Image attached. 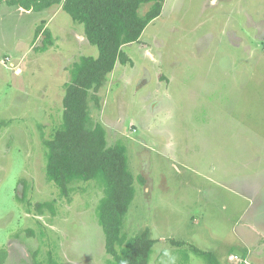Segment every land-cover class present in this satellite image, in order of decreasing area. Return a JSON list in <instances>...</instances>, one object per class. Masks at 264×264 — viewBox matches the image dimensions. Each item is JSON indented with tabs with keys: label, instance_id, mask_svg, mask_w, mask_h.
Returning a JSON list of instances; mask_svg holds the SVG:
<instances>
[{
	"label": "rangeland",
	"instance_id": "obj_1",
	"mask_svg": "<svg viewBox=\"0 0 264 264\" xmlns=\"http://www.w3.org/2000/svg\"><path fill=\"white\" fill-rule=\"evenodd\" d=\"M46 32L51 45L40 50ZM122 48L131 62L117 63L86 101V127L99 123L108 146L126 147L135 178L121 233L149 229V264H208L195 248L224 264H264V0H168ZM82 55L98 50L62 3H0L3 264H34V252L41 264L49 253L67 264L112 260L98 220L103 189L73 181L68 200L44 175V139L62 122L69 69ZM45 201L55 214L35 210Z\"/></svg>",
	"mask_w": 264,
	"mask_h": 264
},
{
	"label": "trees",
	"instance_id": "obj_2",
	"mask_svg": "<svg viewBox=\"0 0 264 264\" xmlns=\"http://www.w3.org/2000/svg\"><path fill=\"white\" fill-rule=\"evenodd\" d=\"M164 0H0L10 6L26 11H42L62 3V9L83 26L87 41L98 50L96 57L82 55L69 69L70 81L63 96L62 122L50 138L44 139L47 148L45 173L60 195L70 200L73 181H95L104 192L97 206L98 220L105 237V248L112 256L110 264H149L155 239L148 228L140 234L127 237L121 233L122 220L135 195L132 173L127 164L126 147L117 142L107 145L105 130L97 123L87 128L89 120L87 96L91 90L99 89L114 70L117 63H130L123 45L135 43L149 22L157 18ZM152 3L144 16L138 9L144 3ZM36 34V32H35ZM51 34L46 32L43 46L51 45ZM6 124L0 120V126ZM136 180L143 185V176ZM23 182L19 202H24L26 185ZM29 205V202L27 201ZM34 208L42 213L48 208L55 214L51 201L37 202ZM33 235L32 230H28ZM180 245L182 242L172 240ZM117 246H121L120 250ZM194 253L203 257L208 264H221L211 251L195 248ZM6 249H0V264H3ZM34 264H41L33 254ZM44 264H67L58 261L49 253Z\"/></svg>",
	"mask_w": 264,
	"mask_h": 264
},
{
	"label": "crops",
	"instance_id": "obj_3",
	"mask_svg": "<svg viewBox=\"0 0 264 264\" xmlns=\"http://www.w3.org/2000/svg\"><path fill=\"white\" fill-rule=\"evenodd\" d=\"M166 1H168V0H166ZM166 1L164 0L163 2H162V7L166 4ZM211 1H213V0H211ZM216 1V0H215ZM258 34H259V39L261 40V38L263 37V35H262V32L261 31H258ZM142 35V34H141ZM263 241V240H262ZM245 245V244H244ZM234 252V251H233ZM235 254H237L239 257L241 256V253L240 252H238L237 251V249L235 250V252H234ZM261 253V252H260ZM258 258L260 257V256H257ZM218 258V260H219V262L221 263V264H224V258H219V257H217Z\"/></svg>",
	"mask_w": 264,
	"mask_h": 264
}]
</instances>
